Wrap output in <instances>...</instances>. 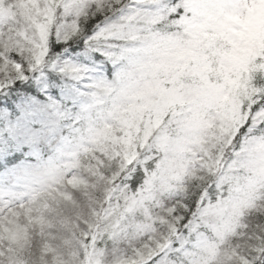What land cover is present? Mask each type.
I'll return each instance as SVG.
<instances>
[{"label":"snow or ice","instance_id":"6c2138e0","mask_svg":"<svg viewBox=\"0 0 264 264\" xmlns=\"http://www.w3.org/2000/svg\"><path fill=\"white\" fill-rule=\"evenodd\" d=\"M261 8L0 0V91L46 67L77 109L55 162L0 191V264H264V47L232 59Z\"/></svg>","mask_w":264,"mask_h":264},{"label":"rangeland","instance_id":"374dc122","mask_svg":"<svg viewBox=\"0 0 264 264\" xmlns=\"http://www.w3.org/2000/svg\"><path fill=\"white\" fill-rule=\"evenodd\" d=\"M236 23L238 25L232 33L235 37V46L237 45L244 52L242 57L237 58L234 55L232 59L235 62H242L249 55L248 52L251 54L256 48L264 47V8L259 9L257 15L247 20L234 21V25ZM248 40L251 45L246 43ZM255 40H259L258 44H255ZM53 86L55 87L52 83H42L40 91L43 99L38 102L39 107L33 109L28 102V105L23 107L22 114L15 120L6 121L3 132H0V139L5 134L9 136L14 145L17 144L13 150H25L22 155L25 156L24 159L30 160L0 172V191L23 190L36 174L55 162L65 140L71 137V116L74 114H70L65 107L72 103L67 98L66 91L55 92ZM61 86L63 84L59 85ZM56 89L58 90L57 87ZM6 115L3 109L0 110V119L5 120ZM64 127L66 131L60 133Z\"/></svg>","mask_w":264,"mask_h":264},{"label":"trees","instance_id":"16d2710c","mask_svg":"<svg viewBox=\"0 0 264 264\" xmlns=\"http://www.w3.org/2000/svg\"><path fill=\"white\" fill-rule=\"evenodd\" d=\"M237 25L238 23H236L235 26ZM254 42L255 44H258L259 40H255ZM246 43L248 45H251L249 40ZM243 52V49L239 48L237 45L235 46V57H242ZM247 54L250 55V52H248ZM244 59H246V57ZM60 78V75H58L56 72H53L49 68L45 67L41 68L34 74H30L27 81L19 82L18 87H15L13 89L5 88L0 91V110L3 109L7 113L5 120L0 119V132H3V127L8 121L15 120L22 114V111L24 110L23 107H25V105H28V102H30V107H32L33 109H37L39 107L38 102H41L43 99L40 91V86L42 83L54 84L55 87L53 86V89L55 90V92L62 90L67 92L66 85H64V83L66 82L62 81V78ZM62 84L63 86L59 87V85ZM56 87L58 88V90L56 89ZM65 108L70 111V114H75L76 108L73 105H67ZM65 131L66 130L64 127V129L60 133H63ZM16 145H14L11 138L6 134L1 137L0 172L11 169L13 168V166H16L20 162H30V160H27V158L24 159L25 156L22 155L25 150H13V147Z\"/></svg>","mask_w":264,"mask_h":264}]
</instances>
